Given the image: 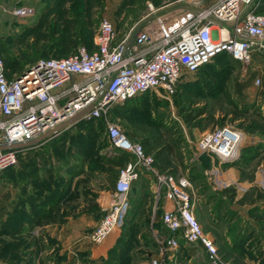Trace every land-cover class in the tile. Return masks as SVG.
Masks as SVG:
<instances>
[{"label":"rangeland","instance_id":"1","mask_svg":"<svg viewBox=\"0 0 264 264\" xmlns=\"http://www.w3.org/2000/svg\"><path fill=\"white\" fill-rule=\"evenodd\" d=\"M185 4L184 0H0V57L14 61L19 71L38 58L66 56L79 45L91 50L101 18L110 19L122 31L131 24L143 27L159 16L172 15ZM15 6H30L33 14L13 17L7 11ZM254 59L252 69L228 56L217 57L207 67L188 73L168 101L140 95L133 102L113 105L109 117L133 140L155 138L156 148L178 140L193 214L202 230L213 234L220 258L231 264H264V52ZM82 124L75 122L65 132L70 140L62 136L61 150L51 153L54 160L69 162L63 175L56 172L53 180L32 183L22 181L16 171L12 178L0 177V264H93L83 252L64 249L61 238L55 239L46 226L64 221L52 216L57 211L54 204L70 198L63 207L77 208L71 217L92 216V223L81 227L75 237L89 244L86 232L103 214L98 196L101 206L108 204L116 153L100 124L89 122L81 128ZM223 126L240 135L234 157L217 160L193 154V143L201 133ZM176 162L172 158L171 166ZM150 177L155 181L154 173ZM136 185L128 191L129 204L137 196ZM145 185L148 196L151 189ZM163 191L161 184L149 200L144 198L139 210L129 207L114 245L95 264H138L149 255L157 257L158 247L148 228L166 233L158 220L157 201ZM142 211L156 221L133 218ZM40 223L44 227L37 226ZM178 242L177 250L163 255L165 264H207L196 246L189 254L190 248L181 239Z\"/></svg>","mask_w":264,"mask_h":264},{"label":"built area","instance_id":"2","mask_svg":"<svg viewBox=\"0 0 264 264\" xmlns=\"http://www.w3.org/2000/svg\"><path fill=\"white\" fill-rule=\"evenodd\" d=\"M184 3L172 15L159 16L143 27L131 24L122 31L110 19L101 18L91 50L79 45L66 56L35 59L10 75L0 57V177L4 169L15 168L77 121L99 120L109 145L124 154L107 193L108 204L99 206L103 214L86 232L92 243L121 229L132 182L141 170L153 167L152 155L110 120L113 105L143 94L168 101L188 73L218 55L254 69V58L264 52V14L255 10L264 0ZM146 6L152 9L148 3ZM7 13L26 18L33 9L15 6ZM239 144V133L217 127L195 139L193 154L224 160L237 154ZM153 183L154 191L164 185L170 202L158 217L166 233L149 228L158 254L138 264H165L163 255L179 248L178 239L199 247L207 264H231L220 258L212 237L193 214L188 177L161 171Z\"/></svg>","mask_w":264,"mask_h":264},{"label":"crops","instance_id":"3","mask_svg":"<svg viewBox=\"0 0 264 264\" xmlns=\"http://www.w3.org/2000/svg\"><path fill=\"white\" fill-rule=\"evenodd\" d=\"M64 134V133H62ZM62 134L58 135L56 137H54L53 139H51L43 148H41L40 150L34 152L33 154H29L24 160H21L20 163H18V165H16V170H19L20 175L23 177V180H27V182L32 183L33 181H49V180H53L55 177L54 175L56 174V172L60 175H63L62 173H64V171H68V167L70 166L69 162H63L61 160H54L53 155L51 154L53 149L51 147V144H55L59 138H62ZM116 153V152H115ZM119 155H123L124 154H120V153H116V156ZM151 155V153H150ZM171 157V161L172 158L176 159V155H170ZM183 158V157H182ZM34 160V165L35 167L32 168V164L29 163V161ZM26 162L24 164V162ZM182 164L184 166H182L178 161L176 163H174V166L170 165L171 168V174L174 175V173H180V174H184L186 175V173L182 172L183 168L187 165H185L184 160L182 161ZM153 167L151 169L148 170H141V172H139L138 176L136 177V179L132 182V185H136V187L138 186V193L136 198L132 199L131 203L129 204V207H136L139 210L140 207H142L141 205H143L145 203L146 200H149V196L153 193L154 194V190H153V185H154V181L151 180V172L154 173L156 175L157 178V174L163 170H159L158 167H156L153 162H152ZM118 165H114V167L116 168ZM61 170V171H60ZM68 173V172H67ZM56 176V175H55ZM75 176V175H74ZM187 176V175H186ZM188 177V176H187ZM75 178V177H74ZM139 181V182H137ZM141 181V182H140ZM25 184V183H24ZM149 185L150 190L148 189V191L150 192V195L145 196L144 195V190L146 188V185ZM52 185V183H51ZM148 187V186H147ZM72 188V187H71ZM131 189V188H130ZM44 190H40V192H43ZM48 198H51V195L47 194ZM144 198H147L146 200H144ZM65 198H63L61 201H55L54 199L51 198L52 202H56L54 205L53 210H57V211H53L50 210V212H52V216L54 217V214H56V218H63L64 221L61 223H52V224H46V226L49 228L48 230H50L51 235H53L55 237V239L60 240L59 241L60 245L62 247H64V249L66 248V246L71 247L73 249V251H78V252H83L84 253V258H87L89 260H92L93 264H95L98 260L104 258L106 256V253L108 252V250L114 245L113 243L115 242L116 237L118 236V232H113L111 234V236H107L106 238H104L102 240V242L100 244H93L91 243L88 239V243H82L80 242V240L78 238H75L78 233H79V229L81 227H83L84 225H88L92 223V216L89 215H85V214H76L73 217H71V214L74 212H78L77 208H72V209H68L67 207H63L64 204H69L66 202H69L71 199H67L65 201H63ZM99 199V196H98ZM97 201L98 206H100V203ZM36 199L35 201L37 202ZM47 200V199H46ZM102 201V199H100ZM28 202V199L24 200L25 204ZM100 201V202H101ZM39 202V201H38ZM103 202V201H102ZM156 201H154L155 203ZM159 202V203H158ZM46 203H48L46 201ZM148 203V202H147ZM206 201L201 202V204L205 205ZM157 204H159L158 208L160 209V213L164 210L170 207V202L169 200L166 198L165 196V191H163L160 201H157ZM62 206V207H61ZM147 206V204L145 205V207ZM53 207V206H52ZM192 208V206H191ZM48 211V213H49ZM159 213V214H160ZM158 214V217H159ZM140 218V219H144L145 221H156L155 216H153L151 213H148L146 211H142V213L140 212H135L133 214V218ZM198 217V216H197ZM37 226H41L44 227V225L42 223L37 224ZM46 227V228H47ZM47 230V231H48ZM149 230V228H148ZM205 231V230H204ZM225 231V229H224ZM146 232V230H145ZM209 236L212 237L213 242L217 248V243L214 239L213 234H211V232L209 231H205ZM78 240V241H77ZM187 247H189L190 252H188L189 254L195 253L193 247H195L194 245L191 247L190 245H186ZM198 250L200 251L199 247ZM69 251V250H68ZM201 253H203L202 251H200ZM191 253V254H192ZM204 254V253H203ZM205 255V254H204ZM206 256V255H205Z\"/></svg>","mask_w":264,"mask_h":264},{"label":"trees","instance_id":"4","mask_svg":"<svg viewBox=\"0 0 264 264\" xmlns=\"http://www.w3.org/2000/svg\"><path fill=\"white\" fill-rule=\"evenodd\" d=\"M255 10L257 12H260V13L264 14V3L258 4V6L256 7ZM59 57H62V56H59ZM217 57H224V55H218ZM2 60H3V58H2ZM3 64H4V67L8 69V72H7L8 75H10V73L13 72V71H18V69H19L17 67L16 63L14 61H12V60L11 61L8 60L7 62L3 60ZM207 66H208V64H205L200 69H203L204 67H207ZM21 69L22 68H20V70ZM143 95L148 96L147 94H143ZM142 96H140V97H142ZM140 97L138 96L136 98H132V99L126 100L124 102H133V101L139 99ZM89 122H90L89 125L100 124L101 127H102V123L98 120L95 123L92 122V121H82V123H84V124L81 125V128H85L87 123H89ZM62 136H66V134L64 133V134H62ZM66 137H67L68 140H70V138L68 136H66ZM59 140H60V138H59ZM59 140L55 144L54 143L51 144V147H52L53 151L61 150V148H60L61 146L58 143ZM170 140H172L170 143H167L166 145H163V146L157 147V148H156L157 140L155 138H152V139L145 138L142 141H139L141 143L142 147H143L144 152L146 154H150L151 153L153 164L156 167H158L159 170H163V171H167V172H169V171L171 172V168H170L171 157H170V155H176L177 161L182 166H184L182 164L183 158H182L181 152L177 150L178 147H179L178 140H176V139L175 140L174 139H170ZM174 150H177V153H174ZM124 160H125L124 156L123 155H119V156L115 157L114 160H111V162L114 163L115 165H120V164L123 163ZM25 163L26 162H24V164ZM29 163L32 164V168L35 167L34 160L29 161ZM15 171H16L17 174H20L19 170H16V168L7 167L6 169L3 170L1 177H9V178L11 177L12 178L13 174L15 173Z\"/></svg>","mask_w":264,"mask_h":264},{"label":"bare ground","instance_id":"5","mask_svg":"<svg viewBox=\"0 0 264 264\" xmlns=\"http://www.w3.org/2000/svg\"><path fill=\"white\" fill-rule=\"evenodd\" d=\"M114 231H112L108 236H111V234L113 233Z\"/></svg>","mask_w":264,"mask_h":264}]
</instances>
